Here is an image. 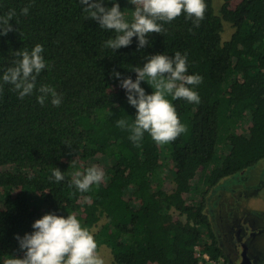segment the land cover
<instances>
[{"label": "trees", "instance_id": "obj_1", "mask_svg": "<svg viewBox=\"0 0 264 264\" xmlns=\"http://www.w3.org/2000/svg\"><path fill=\"white\" fill-rule=\"evenodd\" d=\"M125 1L104 0L122 12ZM204 3L199 26L181 14L143 48L133 37L113 51L104 42L115 33L85 19L79 0H0V16L15 10L9 24L17 30L0 36V66H14V52L36 44L48 64L32 95L19 99L11 85L0 92V264L23 256L15 236L48 213L76 216L114 264H198L203 253L224 255L205 206L223 177L264 159V0ZM176 52L187 54V75L203 78L189 86L200 103L168 96L187 131L163 146L145 133L137 148L116 126L132 123L136 109L111 73L135 80L132 67ZM42 84L62 97L58 107L50 97L37 102ZM90 167L103 171L98 185L70 186ZM53 168L63 181H54Z\"/></svg>", "mask_w": 264, "mask_h": 264}, {"label": "clouds", "instance_id": "obj_2", "mask_svg": "<svg viewBox=\"0 0 264 264\" xmlns=\"http://www.w3.org/2000/svg\"><path fill=\"white\" fill-rule=\"evenodd\" d=\"M134 5L133 20L128 22L118 3L111 7L105 5L104 0H79L85 19L96 21L99 27L115 33L114 38L104 42V47L113 51L121 47H128L132 38L137 39V49L149 44L147 37L161 34L165 31L164 23H170L184 14L185 19L192 20L194 26L204 19L206 5L204 0H129ZM21 9L22 15H27L29 7ZM16 16L14 9L0 16V36L17 31L10 24ZM41 44H36L31 51L24 49L14 54L20 59L14 66H0V92L4 85H11L12 91L18 93V98L32 95L36 89V80L40 73L48 67L42 53ZM136 73L135 80L122 78L121 74L112 71L111 76L120 82V87L126 92L129 105L136 109L132 123L124 119H117L116 126L127 129L131 135L129 139L139 148L144 134L147 133L158 145H166L177 139L187 131L186 125L178 118L174 105L167 99H183L188 103H200V97L193 88L202 83V77L196 74L187 75V54L176 52L174 56L155 54L146 58L143 67H132ZM147 82L153 92L146 94L140 86ZM37 102L44 105L45 100L51 98V104L58 107L62 97L50 85H41ZM103 171L90 167L84 174L77 172L72 185L80 192H87L93 185H98L103 179ZM52 178L55 182L64 180V174L59 168H53ZM33 231L25 233L23 237L15 236L19 248L23 252L20 258L12 257L7 264H105L97 252V243L93 235L81 226L74 215L67 217L53 213L43 215L31 225Z\"/></svg>", "mask_w": 264, "mask_h": 264}, {"label": "rangeland", "instance_id": "obj_3", "mask_svg": "<svg viewBox=\"0 0 264 264\" xmlns=\"http://www.w3.org/2000/svg\"><path fill=\"white\" fill-rule=\"evenodd\" d=\"M211 1L217 8L221 0ZM128 2L125 1L122 9L126 20L134 11L132 8L134 5ZM230 33L231 29L227 26L223 35L227 37ZM205 211L216 232L219 215L225 216L226 226L240 222L251 225L250 235L256 234L255 237L264 258V159L250 168L223 177L220 182L212 186L207 195ZM97 252L105 264H114L108 248L101 246ZM261 261L264 264V260L261 259Z\"/></svg>", "mask_w": 264, "mask_h": 264}, {"label": "flooded vegetation", "instance_id": "obj_4", "mask_svg": "<svg viewBox=\"0 0 264 264\" xmlns=\"http://www.w3.org/2000/svg\"><path fill=\"white\" fill-rule=\"evenodd\" d=\"M226 218L219 215L217 237H220L219 245L224 253V264H263L261 259L263 251L257 242L255 235H250L251 225L244 222L226 226Z\"/></svg>", "mask_w": 264, "mask_h": 264}, {"label": "built area", "instance_id": "obj_5", "mask_svg": "<svg viewBox=\"0 0 264 264\" xmlns=\"http://www.w3.org/2000/svg\"><path fill=\"white\" fill-rule=\"evenodd\" d=\"M198 264H224L222 258H213L209 253H203L201 260Z\"/></svg>", "mask_w": 264, "mask_h": 264}]
</instances>
